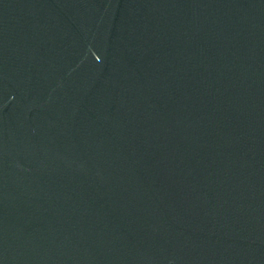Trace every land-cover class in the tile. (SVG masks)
Instances as JSON below:
<instances>
[{"label":"water","instance_id":"95a60500","mask_svg":"<svg viewBox=\"0 0 264 264\" xmlns=\"http://www.w3.org/2000/svg\"><path fill=\"white\" fill-rule=\"evenodd\" d=\"M0 264H264V0H0Z\"/></svg>","mask_w":264,"mask_h":264}]
</instances>
